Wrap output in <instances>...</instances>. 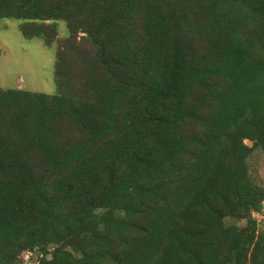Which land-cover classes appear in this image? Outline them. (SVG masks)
<instances>
[{
	"label": "trees",
	"instance_id": "1",
	"mask_svg": "<svg viewBox=\"0 0 264 264\" xmlns=\"http://www.w3.org/2000/svg\"><path fill=\"white\" fill-rule=\"evenodd\" d=\"M0 18L48 46L68 30L54 93L0 87V264H264V0H0Z\"/></svg>",
	"mask_w": 264,
	"mask_h": 264
},
{
	"label": "rangeland",
	"instance_id": "2",
	"mask_svg": "<svg viewBox=\"0 0 264 264\" xmlns=\"http://www.w3.org/2000/svg\"><path fill=\"white\" fill-rule=\"evenodd\" d=\"M19 23V19L0 18V87L54 93L55 54L68 33L66 23L59 20V32L50 46L40 38L24 37ZM245 143L251 145L249 140ZM249 164L252 177L264 185V156L258 149L249 156Z\"/></svg>",
	"mask_w": 264,
	"mask_h": 264
},
{
	"label": "built area",
	"instance_id": "3",
	"mask_svg": "<svg viewBox=\"0 0 264 264\" xmlns=\"http://www.w3.org/2000/svg\"><path fill=\"white\" fill-rule=\"evenodd\" d=\"M253 218L257 220L259 225H264V200L262 201V207L259 211L252 212ZM43 255L42 252H38L36 248L26 249L22 253V261L19 264H40V257Z\"/></svg>",
	"mask_w": 264,
	"mask_h": 264
}]
</instances>
